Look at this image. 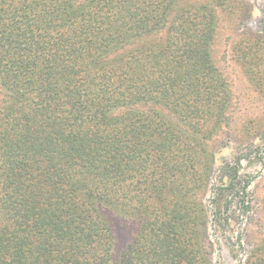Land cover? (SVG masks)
I'll return each mask as SVG.
<instances>
[{
  "label": "trees",
  "instance_id": "1",
  "mask_svg": "<svg viewBox=\"0 0 264 264\" xmlns=\"http://www.w3.org/2000/svg\"><path fill=\"white\" fill-rule=\"evenodd\" d=\"M225 2L0 0V264H209L207 192L216 229L250 203L243 156L210 184L237 103ZM112 211L137 224L117 255Z\"/></svg>",
  "mask_w": 264,
  "mask_h": 264
},
{
  "label": "rangeland",
  "instance_id": "2",
  "mask_svg": "<svg viewBox=\"0 0 264 264\" xmlns=\"http://www.w3.org/2000/svg\"><path fill=\"white\" fill-rule=\"evenodd\" d=\"M219 14L214 59L228 79L237 103L229 128L212 144L215 164L210 184H217L225 162L243 156L239 174L243 183L250 184V203L249 209L243 211L234 202L222 214L230 218L229 224L225 229H216L209 201L213 193L207 192V236L212 243L209 264H253L258 247L264 244V91L257 92L250 82L244 53L250 48V53L264 51V0H226ZM109 217L115 230L117 255L134 237L137 224L113 211Z\"/></svg>",
  "mask_w": 264,
  "mask_h": 264
}]
</instances>
